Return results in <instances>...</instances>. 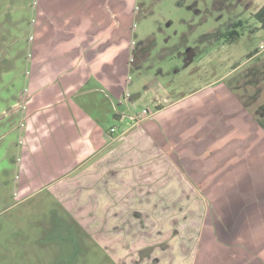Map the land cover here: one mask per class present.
Wrapping results in <instances>:
<instances>
[{"label":"rangeland","instance_id":"obj_1","mask_svg":"<svg viewBox=\"0 0 264 264\" xmlns=\"http://www.w3.org/2000/svg\"><path fill=\"white\" fill-rule=\"evenodd\" d=\"M70 1L0 0V264H264V0H95L128 36L103 127L131 130L86 215L20 191L32 42Z\"/></svg>","mask_w":264,"mask_h":264},{"label":"crops","instance_id":"obj_2","mask_svg":"<svg viewBox=\"0 0 264 264\" xmlns=\"http://www.w3.org/2000/svg\"><path fill=\"white\" fill-rule=\"evenodd\" d=\"M95 4V0L56 2V9H49L54 18L46 22L45 30L42 24L36 30L26 98L28 126L23 134L21 166L26 172L21 193L26 196L47 190L78 215L91 212L83 205V199L88 203L91 195L96 194L97 212L102 213L104 204L110 202V174L106 171L121 147L114 144L126 139L131 130L117 135L114 128L103 127L110 98L99 101L98 93L104 91L100 82L120 74V57L115 60L112 56L124 54L128 36L125 31L121 34L124 23L117 18L113 23L118 36L111 41L112 21L108 15L96 19ZM59 11L63 18H57ZM93 80L97 83L90 86ZM115 117L122 119L119 113ZM140 118L145 117H136L134 127L141 123ZM80 186L87 193L79 196Z\"/></svg>","mask_w":264,"mask_h":264},{"label":"flooded vegetation","instance_id":"obj_3","mask_svg":"<svg viewBox=\"0 0 264 264\" xmlns=\"http://www.w3.org/2000/svg\"><path fill=\"white\" fill-rule=\"evenodd\" d=\"M264 8V6L262 7ZM260 8V10L262 9ZM259 10V11H260ZM258 11V12H259ZM257 12V13H258ZM256 13V14H257ZM256 14H255V17H256ZM256 19L264 24L263 22H261L257 17ZM242 26V22H238L236 24H234L226 33H224L221 37H223L225 39V41H227L229 44H233L236 39L238 38V28ZM261 50H264V46H261L260 48ZM244 101V100H242ZM246 104L249 103V100H246ZM256 114H257V117L255 118V120L257 121L258 123V126L264 131V104H262L261 106H259L256 110Z\"/></svg>","mask_w":264,"mask_h":264},{"label":"trees","instance_id":"obj_4","mask_svg":"<svg viewBox=\"0 0 264 264\" xmlns=\"http://www.w3.org/2000/svg\"><path fill=\"white\" fill-rule=\"evenodd\" d=\"M256 17L264 23V8H262L257 14ZM242 216H244V214L242 213Z\"/></svg>","mask_w":264,"mask_h":264},{"label":"built area","instance_id":"obj_5","mask_svg":"<svg viewBox=\"0 0 264 264\" xmlns=\"http://www.w3.org/2000/svg\"><path fill=\"white\" fill-rule=\"evenodd\" d=\"M147 114H148V111L145 110V111L143 112V114H142V117H143V116L146 117ZM141 119H142V118H141ZM114 131H115V129H112V132H114Z\"/></svg>","mask_w":264,"mask_h":264}]
</instances>
